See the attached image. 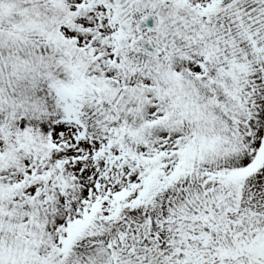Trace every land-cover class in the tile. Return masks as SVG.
<instances>
[{
  "label": "snow or ice",
  "instance_id": "obj_1",
  "mask_svg": "<svg viewBox=\"0 0 264 264\" xmlns=\"http://www.w3.org/2000/svg\"><path fill=\"white\" fill-rule=\"evenodd\" d=\"M0 264H264V0H0Z\"/></svg>",
  "mask_w": 264,
  "mask_h": 264
}]
</instances>
